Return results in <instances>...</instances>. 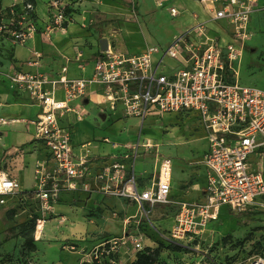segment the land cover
<instances>
[{
    "label": "built area",
    "instance_id": "2783aa9c",
    "mask_svg": "<svg viewBox=\"0 0 264 264\" xmlns=\"http://www.w3.org/2000/svg\"><path fill=\"white\" fill-rule=\"evenodd\" d=\"M0 1L7 2L0 7L4 13L0 33L25 45L37 29L36 0ZM261 2L222 0L219 8H209L213 11L209 22L225 29V41L219 30L213 33L216 27L200 22L167 46L149 45L138 52L108 46L95 60L90 78H69L66 67L56 77L40 71L11 76L13 89L27 95L38 108L34 119L22 121L35 126V139L46 154L35 171L32 190L43 212L36 220V241L43 237L45 215L55 212L63 194L76 198L88 194L87 202L93 201V194L121 198L137 205L145 217L156 206L169 204L173 196L170 159L162 160L147 185L136 176V149H131L134 161L130 165L133 156L128 152L93 158L92 143L74 144L75 126L90 114L84 105L92 87L100 90L102 112H117L120 106L126 116L139 119L142 125L151 116L178 114L205 132L204 201L181 205L167 235L171 241L182 243L200 235L208 224L218 221L224 207L232 214L264 208V89L241 86L235 69L250 37L251 16ZM64 9L53 2V21L60 27L69 23ZM171 13L175 15L176 9ZM167 58L175 65L168 64ZM19 194H24L19 180L0 170V205ZM145 240L142 233L125 231L99 245L87 263L109 264L119 245L131 244L137 252L143 251L151 247ZM247 264H264V254Z\"/></svg>",
    "mask_w": 264,
    "mask_h": 264
},
{
    "label": "rangeland",
    "instance_id": "374dc122",
    "mask_svg": "<svg viewBox=\"0 0 264 264\" xmlns=\"http://www.w3.org/2000/svg\"><path fill=\"white\" fill-rule=\"evenodd\" d=\"M103 1H81L78 11L86 16L85 21L91 27L105 28L121 21L115 14L106 18L99 15L97 5ZM110 3L118 8L114 2ZM256 5L259 9L251 16L250 37L235 69L241 86L264 89V2ZM124 22L135 23L128 15ZM214 25L217 31L213 33L219 30L225 41V29L216 22ZM109 31L112 39H117L118 31L111 27ZM112 44L122 51L138 47L130 39L112 41ZM165 61L175 65L173 60ZM84 107L90 114L75 126L79 131L76 133L74 128L73 142L89 137L93 145L91 154L102 157L117 152L112 150V144L126 151L128 145L139 143L135 172L138 180L147 185L153 174H157L162 160L170 159L173 179L170 203L156 206L145 217L137 205L121 198L93 194L90 197L93 201L89 203L88 194H77V198L70 193L63 194L55 212L45 215L43 237L36 241L33 234L36 220L43 215L41 203L28 195L13 196L0 205V264H88L99 245L120 237L125 231L145 235V245L159 250V261L166 264H247L251 258L264 254V208L260 206L241 214L229 213L224 207L218 221L208 224L193 239L175 243L167 237L183 203L204 201L203 160L208 141L205 132L197 130L191 119L166 114L148 117L142 125L139 119L126 116L120 106L117 112L108 110L106 118L99 116V110L91 103ZM104 138H108V143H103ZM147 138L152 140V146L145 141ZM128 154L132 158L133 151ZM133 161L134 156L130 165ZM31 238L36 247L34 251L27 244ZM137 253L131 244L119 245L109 264H131L137 260Z\"/></svg>",
    "mask_w": 264,
    "mask_h": 264
},
{
    "label": "crops",
    "instance_id": "0c3cea01",
    "mask_svg": "<svg viewBox=\"0 0 264 264\" xmlns=\"http://www.w3.org/2000/svg\"><path fill=\"white\" fill-rule=\"evenodd\" d=\"M55 1L66 7L65 14L69 23L63 27L53 21L52 4ZM81 1L36 0L37 29L25 45L17 44L10 36L0 33V170L19 180L24 192L32 191L35 187V171L45 162L46 154L35 139L34 125L22 121L34 119L38 108L27 95L13 89V74L40 71L56 77L66 67L69 78H90L95 60L108 46H113L112 41L130 39L138 44L137 48H129L134 52L157 43L170 44L177 36L200 22L215 27L209 22L213 16L209 8H219L222 0H104L102 5L93 2V5L98 6L100 16L106 18L115 14L121 18L117 24L105 28L91 27L85 21L86 16L78 11ZM110 2H114L118 8ZM6 4L0 1V7ZM172 8L177 11L175 15L171 13ZM3 14L0 13V16ZM125 15L131 16L135 23L127 25L124 22ZM110 27L118 31L117 39L109 35ZM101 100L99 88H90L85 103H91L99 110V116L106 118L107 112L101 111ZM76 128L77 133L79 128ZM105 139L108 140L104 138L103 143H108L109 140L105 142ZM91 142L89 137L74 140L75 145ZM138 146L139 143L136 146L128 145V150L124 151L119 145L112 144V150H117L116 153L103 157L96 154L93 158H111L120 151L130 152L132 148L138 151Z\"/></svg>",
    "mask_w": 264,
    "mask_h": 264
},
{
    "label": "trees",
    "instance_id": "16d2710c",
    "mask_svg": "<svg viewBox=\"0 0 264 264\" xmlns=\"http://www.w3.org/2000/svg\"><path fill=\"white\" fill-rule=\"evenodd\" d=\"M24 195H28L29 198L34 197V191L24 192ZM27 244L30 245V249L32 251L35 250V246L33 244L32 238L27 240ZM160 251L155 250V248L148 247L143 251L137 253V260L132 262L131 264H166L159 261Z\"/></svg>",
    "mask_w": 264,
    "mask_h": 264
},
{
    "label": "bare ground",
    "instance_id": "6f19581e",
    "mask_svg": "<svg viewBox=\"0 0 264 264\" xmlns=\"http://www.w3.org/2000/svg\"><path fill=\"white\" fill-rule=\"evenodd\" d=\"M145 141H148L149 143V146H152L151 144H152V140L151 139H149V138H147V139H145ZM226 228H228V227H226Z\"/></svg>",
    "mask_w": 264,
    "mask_h": 264
}]
</instances>
